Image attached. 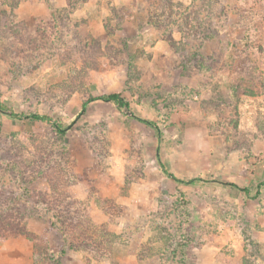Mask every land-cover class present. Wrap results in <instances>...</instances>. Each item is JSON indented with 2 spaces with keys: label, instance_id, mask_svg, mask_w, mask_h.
Here are the masks:
<instances>
[{
  "label": "rangeland",
  "instance_id": "rangeland-1",
  "mask_svg": "<svg viewBox=\"0 0 264 264\" xmlns=\"http://www.w3.org/2000/svg\"><path fill=\"white\" fill-rule=\"evenodd\" d=\"M0 101V264H264V0H0Z\"/></svg>",
  "mask_w": 264,
  "mask_h": 264
},
{
  "label": "trees",
  "instance_id": "trees-1",
  "mask_svg": "<svg viewBox=\"0 0 264 264\" xmlns=\"http://www.w3.org/2000/svg\"><path fill=\"white\" fill-rule=\"evenodd\" d=\"M96 97H90L87 100L83 101L80 110L78 111L74 122L76 121V119L80 118L81 116H83L86 111H87V107L88 104L91 102V100L95 99ZM101 99H104L106 101H110L113 102L114 104H116L119 108H125L127 110H130V102L129 100L123 96L121 93L119 92H115V93H110V94H105L101 97H98ZM5 107L2 106V103L0 101V110H4ZM10 115L14 118H18V119H28V120H32V121H40V122H47L49 124L52 125V127L55 129V131L57 132L58 135L61 136H65L67 134V131L69 130V127H64L59 121L54 120L51 116L47 115V114H40V113H15L13 111L9 112ZM132 116H134L138 121H140L141 123H144L147 126H150L152 128H154L155 130L158 131L159 133V127L157 125L156 122L149 120V119H145L142 117H139L137 115L132 114ZM158 160H159V164L163 170V172L173 181L176 182H180V183H195V181L198 178H192L190 180H182L177 178L173 173H171L170 171H168L165 167V165L162 163L160 157H159V152H158ZM19 168V165L15 166V168ZM264 186V180L262 182L259 183V188ZM244 192H246L247 194H249V189L245 188L243 189ZM26 195H30L28 193V191H25L24 196ZM31 197V195H30ZM21 208V207H20ZM24 209V208H23ZM26 213L21 209V211H12V208L10 207H2L0 206V234L2 233V231H7L9 233H25V229L24 226L21 225V222L25 220V217L27 215H25ZM57 221H52V224H54V226H58L59 229H62V227H60L58 224H60L62 222L60 216L57 215ZM88 222L86 224V219H81L80 221H76L74 223H72V225L70 226V230L72 231H76L78 232V235L81 236V240L80 243L78 244L79 247L83 246H92L94 247V249H97L98 251H100V248L103 249V254L104 255H109L111 254V251L113 250L114 244L117 242V236L116 234L108 231L107 229L103 228L102 226L99 228H96V224L94 222H92V220L90 218L87 219ZM60 222V223H58ZM64 224V223H63ZM94 227L96 228L95 230V234H97V236H100L99 238H93L94 233L88 234V230L92 229L94 230ZM65 230L63 229L62 232H64ZM98 233H97V232ZM102 236L105 237V239H102ZM92 239V241H89L88 243H86L88 241V239Z\"/></svg>",
  "mask_w": 264,
  "mask_h": 264
}]
</instances>
